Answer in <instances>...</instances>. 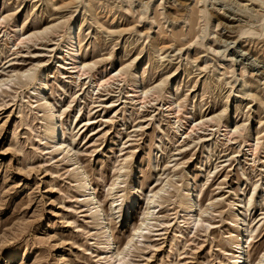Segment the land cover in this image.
<instances>
[{"label": "rangeland", "instance_id": "374dc122", "mask_svg": "<svg viewBox=\"0 0 264 264\" xmlns=\"http://www.w3.org/2000/svg\"><path fill=\"white\" fill-rule=\"evenodd\" d=\"M263 4L0 0V264H233L241 214L246 264H260ZM52 108L69 154L48 137Z\"/></svg>", "mask_w": 264, "mask_h": 264}, {"label": "bare ground", "instance_id": "6f19581e", "mask_svg": "<svg viewBox=\"0 0 264 264\" xmlns=\"http://www.w3.org/2000/svg\"><path fill=\"white\" fill-rule=\"evenodd\" d=\"M250 1L253 2L254 0H250ZM247 8H243V10H240L239 9L240 13L241 14H244V15H248L249 14V10ZM263 8H264V4H263ZM209 16L211 17L212 15L209 14ZM260 17H261L260 15L259 16L257 15L255 17L252 16V19H255V20L262 19ZM229 21L231 23L232 20H229ZM262 26L264 27V24ZM75 29H76V27L73 24L70 25L67 28V35H66V39H67V45L66 46L67 47L66 48H67V51L69 52V54L71 55V58H70L71 59V62H73L75 65L79 66V67H76V69H79V68H81L82 64L81 63L78 64V62H77L78 61V55H79V51H78L79 49L77 50V43H76V37L77 36H75ZM22 37H23V35L21 36V38L19 40H22ZM132 76H133V82L134 83H137L138 82V79L140 78V74L135 72ZM35 81H38V82L40 81L41 82L42 79H41V77H37L36 76ZM2 83L3 82L0 81V84L1 85H3ZM47 124H48V126H47V134H48V137L50 139L51 144L57 150L61 151V153H67V154H69L68 149L65 147V141L62 142L63 140H61V136L62 135L60 134L61 131H60V128H59V120H57L56 112L53 110V108L50 110V113L47 116ZM130 173H133V170L130 171ZM79 176L83 180V183L84 184H83L82 190H83L84 196L87 198V201H88L89 205L90 206L98 205V201H97L96 197L94 196L95 193H93V187H92L93 185H91V183L86 179L87 177L85 178V174H84L83 171L80 172V175ZM194 189H196V188H194ZM163 191H165V190H163ZM184 192H185V205H186L185 212L188 214L189 217H191V220H193L195 223H197V222L201 221L202 214H204L205 212H202V210H200V213L199 214L197 213L199 211H196V204H195L196 202H194V195L195 194H194L193 186L191 185L190 182L187 183L184 186ZM157 197H158L157 195H154L153 196V199L151 200V205L149 207L150 208L149 213L147 212L149 217L152 216L156 212L157 206L155 207V201H154V199L157 198ZM119 202H120V199H114V201L112 203V206H111V209L114 208V207H115V209L118 208ZM152 204H154L153 207H152ZM197 206H198V203H197ZM235 206L237 208L240 207L238 205H235ZM97 208H100V206H97ZM98 213H99L98 214L99 220L103 223V225H106V215H105L104 211L99 209ZM149 217H145L146 219L144 218L145 219L144 222L141 223L142 225H141L140 229L136 231V234L135 235L133 234L134 235L133 238L136 239V237H140L142 235V233L146 230V228H147L146 227V224H147V222H149L151 220V218H149ZM244 220L245 219L242 216V214H241V216L240 215H237L236 218L233 220V232H234V236H235V242L233 244V252H234L233 264H246V259H247L246 258V254H247L246 253V246H247L246 244L248 242V239H247L248 237L245 235V231H244L245 229L243 230L244 227H242L243 226V223H244ZM146 231H148V230H146ZM107 234H108V232H107ZM132 241L133 240H131V242ZM129 244L126 246V248H128ZM114 246H115V243L113 242V240H110L109 247H108L109 253L110 254H114L115 253L114 254L115 257L116 258H120L122 256V253L116 252ZM125 251H126V249H125ZM263 263H264V253L261 254V259H260V264H263Z\"/></svg>", "mask_w": 264, "mask_h": 264}]
</instances>
